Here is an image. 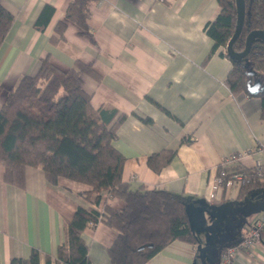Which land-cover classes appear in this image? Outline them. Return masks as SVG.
Instances as JSON below:
<instances>
[{"label": "crops", "instance_id": "0c3cea01", "mask_svg": "<svg viewBox=\"0 0 264 264\" xmlns=\"http://www.w3.org/2000/svg\"><path fill=\"white\" fill-rule=\"evenodd\" d=\"M70 1L0 0L15 15L0 47V108L8 89L36 73L42 57L64 70L77 61L92 64L83 78L94 107L111 115L112 123L125 115L113 141L126 158L124 180L187 199L197 242L175 239L144 264H224L226 245L264 213V189L249 190L230 178L264 162V116L260 96L234 94L229 87L231 58L220 50L208 56L213 39L205 27L220 11L218 0H96L87 18L90 33L71 21L56 39ZM45 5L54 11L39 28L35 22ZM159 152L160 163L174 154L155 169L149 158ZM232 153H241L240 160L222 166ZM222 168L227 174L219 183ZM90 189L66 177L53 183L39 166H27L25 184L18 186L6 180L0 164V264L28 258L34 249L41 264H64L58 250L77 206L103 207L104 200L123 205L106 193L97 204ZM83 236L89 264H111L116 231L99 222ZM231 264H264V229L253 252L237 251Z\"/></svg>", "mask_w": 264, "mask_h": 264}, {"label": "trees", "instance_id": "16d2710c", "mask_svg": "<svg viewBox=\"0 0 264 264\" xmlns=\"http://www.w3.org/2000/svg\"><path fill=\"white\" fill-rule=\"evenodd\" d=\"M94 1L71 0L65 17L56 25L54 38H62L71 21L82 33H90L87 18ZM218 2L219 13L205 27L213 39L208 56L217 50L229 56L227 45L237 25V3L236 0ZM245 3L244 25L233 43L236 51L245 49L251 30L264 29V0H245ZM53 11V6L45 5L36 26L44 28ZM14 21L15 15L0 2V47ZM231 60L229 87L234 94L260 96L264 116V39L254 37L249 54ZM84 71H93L92 64L77 61L75 66L64 70L45 56L36 73L22 75L8 89L0 108V164L4 166L6 180L24 186L26 167L39 166L53 183L66 177L91 185L88 192L95 194L97 204L103 202L104 193L123 201L122 206L108 200H104L103 207L77 206L74 216L65 223V238L58 250V259L64 264L90 263L83 232L99 222L117 233L109 247L111 264H144L175 239L196 243L183 194L165 188H147L143 184L134 187L124 180L126 158L113 141L125 115L112 123L111 115L94 107L92 95L84 87ZM258 79L259 88L251 91L249 83ZM160 153L149 158L155 169L169 162L174 154L160 163ZM246 170L253 174V168ZM244 184L249 190L264 189V177L254 175ZM142 245L145 247L141 248ZM11 264H41L40 251L34 249L28 258L15 257ZM46 264H51L50 259Z\"/></svg>", "mask_w": 264, "mask_h": 264}, {"label": "built area", "instance_id": "2783aa9c", "mask_svg": "<svg viewBox=\"0 0 264 264\" xmlns=\"http://www.w3.org/2000/svg\"><path fill=\"white\" fill-rule=\"evenodd\" d=\"M241 153H232L225 156L222 160V166L227 165L228 163L238 162L241 158ZM247 167L242 168V170L230 174V178L234 181L250 182L253 179V176L264 177V162L257 160L255 166L253 167V174L248 173L246 170ZM222 175L218 178V182H223V176L227 174L226 169L222 168ZM264 229V213L255 214L249 221L247 225V230L245 235L237 243L228 245L224 248L222 253V262L224 264H231L232 256L239 250H244L249 253H252L254 247L256 246L259 238L261 237L262 230Z\"/></svg>", "mask_w": 264, "mask_h": 264}, {"label": "water", "instance_id": "95a60500", "mask_svg": "<svg viewBox=\"0 0 264 264\" xmlns=\"http://www.w3.org/2000/svg\"><path fill=\"white\" fill-rule=\"evenodd\" d=\"M236 3H237V8H238V20H237L236 29H235L231 39L228 42L227 52H228V54H229V56L231 58L242 59L246 55L249 54V52L251 50V46H252V40H253L254 37H262L264 39V29H253V30H251L248 33V35H247L245 49L242 50V51H236L233 48V43H234L235 39L239 36L241 31H242V28H243V25H244V19H245V15H246V3H245V0H236ZM260 84H261V81H260V79H258L253 84L249 83L248 86H249V89L251 91H255L256 89L259 88ZM240 240H241V238L238 241L234 242V243H237ZM234 243L227 244L226 246L234 244ZM149 246H152V243H150ZM143 247H145V245L141 246V248H143Z\"/></svg>", "mask_w": 264, "mask_h": 264}, {"label": "rangeland", "instance_id": "374dc122", "mask_svg": "<svg viewBox=\"0 0 264 264\" xmlns=\"http://www.w3.org/2000/svg\"><path fill=\"white\" fill-rule=\"evenodd\" d=\"M229 226H226L225 228H224V232H227L228 233V235H229ZM208 232H210V230L208 231ZM224 232H220V233H224ZM219 233V234H220ZM214 234V233H213ZM215 236V235H214ZM216 238L218 237V234L215 236Z\"/></svg>", "mask_w": 264, "mask_h": 264}]
</instances>
